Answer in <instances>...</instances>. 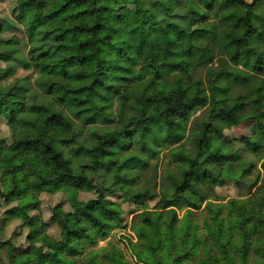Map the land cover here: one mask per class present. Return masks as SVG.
Returning <instances> with one entry per match:
<instances>
[{
  "label": "trees",
  "instance_id": "1",
  "mask_svg": "<svg viewBox=\"0 0 264 264\" xmlns=\"http://www.w3.org/2000/svg\"><path fill=\"white\" fill-rule=\"evenodd\" d=\"M128 1L138 12L131 41L104 33L113 26L119 0H16L14 14L29 43L20 63L39 72L46 96L0 83V124L5 121L12 133L9 143L0 126V166L11 157L22 175L8 199L30 196L40 209L42 193L63 191L72 209L53 216L61 238L46 234L48 250L37 259L28 250L16 252L11 240L0 241L10 255L5 264H76L73 254L123 223L122 207L106 194L120 190L136 203L155 197L157 184L142 187L133 173L148 165L145 153L158 155L168 147L181 175L170 176L158 210L136 215L138 242L130 243L138 260L249 264L257 252L264 264V155L251 178L255 163L219 139L225 128L263 117L264 0ZM6 28L0 22V34ZM1 42L0 60L11 63L20 39ZM14 72L13 65L0 69V81ZM199 108L207 115L188 134ZM88 124L93 125L85 138L82 126ZM240 141L262 154L264 124ZM74 156L88 163L75 166ZM108 176L113 187L96 182ZM229 179L248 192L223 203L209 185ZM80 191L96 197L83 201ZM8 215L22 217L25 211L12 208ZM39 223L37 235H43L46 224ZM99 254L90 250L89 264H124L116 251Z\"/></svg>",
  "mask_w": 264,
  "mask_h": 264
},
{
  "label": "rangeland",
  "instance_id": "2",
  "mask_svg": "<svg viewBox=\"0 0 264 264\" xmlns=\"http://www.w3.org/2000/svg\"><path fill=\"white\" fill-rule=\"evenodd\" d=\"M252 1V0H248ZM16 0H0V22L7 26L0 34V41L12 39L14 37L20 39V43L13 45L17 48L18 52L15 54L17 57L15 60L8 63L7 61L0 60V69H4L9 65H13L15 72L13 76L0 81L3 85L6 84H20L27 86L30 91H35L43 96L46 93L39 88L38 80L40 74L36 69L25 68L21 63L22 58H26L29 52L28 37L25 34L24 26L20 24L15 17L14 7ZM138 18V12L128 0H119L116 15L114 17L113 26L105 29L104 33L113 34L120 41H131L132 36L130 30L136 26ZM5 45L1 42L0 47ZM11 47V48H13ZM218 62V61H217ZM217 64V63H216ZM200 76L206 80V69H203ZM263 117L258 120L245 121L237 126L227 127L224 129L223 134L219 139L223 142L231 144V149L241 150L244 154L245 160L248 162H254L256 167L254 168L253 176L255 177L261 169V158L263 153L259 156L246 149L240 140L249 137L258 128L259 124H264V108ZM206 109L199 108L195 111L189 122V130L191 127L196 126V119H202L206 116ZM76 125H80L79 121L74 118ZM93 124L82 126V135L85 138H89V129ZM101 128L105 127L107 123H98ZM114 125V124H113ZM1 137L6 139L9 143L12 142V133L5 121L1 124ZM188 148H193V143L187 136L184 140ZM139 152V151H137ZM66 153L73 156L70 149L66 148ZM148 159V165L145 168H137L133 173L138 176V181L142 183V187L151 186L154 189V184H157L156 195L154 198L147 199L144 202L136 203L133 200L126 199L122 196L123 192L117 190L115 193H108L106 197L119 204L123 209V223L116 226L111 231L108 237L98 239L96 245L87 246L82 253H76L71 256L73 262L76 264H89L90 263V250L100 252V256L105 255V252L116 251L119 256H123L124 264H144L140 262L137 255L134 253L131 241L137 243L138 237L135 231V217L138 213L146 210L156 211L159 209V202L162 197V191H168L171 188L170 176L181 175V164L175 161L172 155L171 148H163L158 155L144 154ZM81 160H78L77 156L73 157L75 166H80V163H88L87 159L80 156ZM18 163L11 157L6 159L4 166H0V241H12V245L15 246L16 252L28 250L32 259H37L40 254L48 250V246L45 243V235L53 237L55 239L61 238V228L59 224L52 218L54 215L64 216L72 209L69 202V195L63 191L51 193H42L40 195L41 208H33L31 197L28 196L21 200L9 201L8 195L12 193L14 184L17 180L22 178V175L17 170ZM262 173V172H261ZM263 176V174H262ZM99 185L106 184V187H113V180L108 176L107 178H97L96 181ZM214 189L216 196L221 202L227 203L230 199L239 197L241 193L246 194L248 192V186H244L241 189L234 181L227 180L222 185H209ZM79 198L83 201H88L96 197L95 192L80 191L78 193ZM12 208H23L25 215L22 217H11L8 215V211ZM181 217L184 216L185 211H179ZM202 216V215H201ZM42 220L46 224L45 233L43 235H37L42 231L43 227L39 223ZM259 253L253 252L251 254L249 264H259L257 261L260 259ZM10 255L7 247H0V264L8 263ZM102 264H108L107 260H104ZM236 264H244L243 260H239Z\"/></svg>",
  "mask_w": 264,
  "mask_h": 264
}]
</instances>
